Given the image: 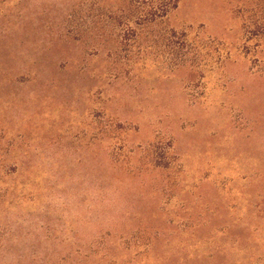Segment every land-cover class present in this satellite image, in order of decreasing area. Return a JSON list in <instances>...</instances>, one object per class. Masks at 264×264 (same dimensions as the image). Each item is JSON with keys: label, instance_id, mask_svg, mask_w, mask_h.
<instances>
[{"label": "rangeland", "instance_id": "obj_1", "mask_svg": "<svg viewBox=\"0 0 264 264\" xmlns=\"http://www.w3.org/2000/svg\"><path fill=\"white\" fill-rule=\"evenodd\" d=\"M0 264H264V0H0Z\"/></svg>", "mask_w": 264, "mask_h": 264}, {"label": "trees", "instance_id": "obj_2", "mask_svg": "<svg viewBox=\"0 0 264 264\" xmlns=\"http://www.w3.org/2000/svg\"><path fill=\"white\" fill-rule=\"evenodd\" d=\"M176 6V3H175V1L172 3V8L173 7H175ZM167 13V10L166 9H164L163 11H162V14L160 15V17H164V15ZM154 16H156V13H154Z\"/></svg>", "mask_w": 264, "mask_h": 264}]
</instances>
